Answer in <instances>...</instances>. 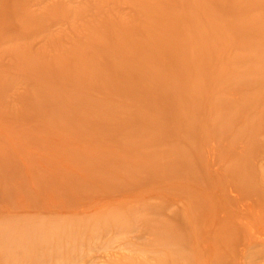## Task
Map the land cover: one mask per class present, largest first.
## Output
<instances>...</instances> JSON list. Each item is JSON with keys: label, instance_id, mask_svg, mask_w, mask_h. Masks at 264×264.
<instances>
[{"label": "rangeland", "instance_id": "obj_1", "mask_svg": "<svg viewBox=\"0 0 264 264\" xmlns=\"http://www.w3.org/2000/svg\"><path fill=\"white\" fill-rule=\"evenodd\" d=\"M89 97L112 105L98 125ZM0 233L16 246L0 264H159L170 247L264 264V0H0Z\"/></svg>", "mask_w": 264, "mask_h": 264}, {"label": "bare ground", "instance_id": "obj_2", "mask_svg": "<svg viewBox=\"0 0 264 264\" xmlns=\"http://www.w3.org/2000/svg\"><path fill=\"white\" fill-rule=\"evenodd\" d=\"M159 18V17H158ZM156 21V20H155ZM158 21V20H157ZM181 22L182 21H180V23H179V27H181L182 28V26H185L184 24H181ZM178 25V24H177ZM197 25V24H196ZM195 26V25H194ZM198 27H200V26H198ZM198 27H196L195 26V28H198ZM259 28V27H258ZM199 29V28H198ZM201 29V28H200ZM198 31V30H197ZM182 32H183V39L180 37V36H182V34L179 36L181 39H182V42L183 43H188V41L187 40H189V38H187L188 37V33L186 34V32L184 31V30H182ZM196 33V32H195ZM164 35H165V33H163ZM163 34L161 33V35L163 36ZM185 34V35H184ZM167 35V34H166ZM186 36V37H185ZM151 37V36H150ZM164 37V36H163ZM166 37V36H165ZM123 38H128V37H123ZM123 38L120 36V37H118L117 36V39H116V41H115V43H114V45L115 46H117L118 44H120L121 42H124L125 44H127V43H129V44H131V50L132 49H134V52L131 54V52L130 53H128V52H123V53H121V54H119L121 57H123V59L125 58V57H128V55L130 54V55H132V56H134V55H137L138 56V54L139 53H141V52H139V51H141V47H138V46H136V44H135V42H134V40H133V42L128 38V39H124L125 41H123ZM178 38V37H177ZM179 38V40L181 41V39ZM184 38H185V42L183 41L184 40ZM186 38H187V40H186ZM130 40V41H129ZM153 40V39H152ZM154 40H156V39H154ZM179 40H178V43H180L179 42ZM201 41V40H200ZM151 42V41H150ZM175 42H176V40H175ZM181 42V43H182ZM137 43V42H136ZM158 43V42H157ZM177 42L175 43V44H178ZM180 43V44H181ZM183 43H182V46L181 47H186V46H183ZM122 45V44H121ZM139 45V44H138ZM154 45V44H153ZM159 45V44H158ZM156 46L157 45H154L153 46V48H155L156 49ZM176 46V45H175ZM174 46V47H175ZM178 46V45H177ZM179 46V47H180ZM171 47H173V46H170L169 48H171ZM180 47V48H181ZM143 48V47H142ZM168 48V49H169ZM114 49V48H113ZM117 49H118V47H117ZM161 50H164L163 48H160ZM174 49V48H173ZM176 49V48H175ZM184 49V48H183ZM115 50V49H114ZM130 50V51H131ZM184 50H186V49H184ZM161 52V51H160ZM166 52H169L168 50L167 51H165V55H166ZM118 53H120V51H118ZM162 53V52H161ZM161 53H159V54H161ZM181 53H182V51H181ZM158 54V53H157ZM183 54H184V52H183ZM162 55V54H161ZM176 55V54H175ZM174 55V56H175ZM115 56H117V55H115ZM170 56H172V55H170ZM156 57V56H155ZM158 57V56H157ZM169 57V56H168ZM168 57H167V59H168ZM173 57V56H172ZM172 57H169V59L168 60H170L169 62H170V64L168 63V60L167 59H163L162 58V62H163V60L164 61H166V63L167 64H169V66H168V69H169V67L171 68L172 67V65H171V59H172ZM115 59V58H114ZM114 59H113V61H114ZM123 59H122V61H123ZM160 59V58H159ZM176 59V58H175ZM87 60L88 59H86L85 60V63L87 62ZM116 61V60H115ZM139 62V61H138ZM122 63V62H121ZM158 63H160V62H157V64ZM156 64V63H155ZM156 64V65H157ZM166 64V65H167ZM137 65V64H136ZM140 65H142V64H140ZM153 65H154V63H153ZM161 65V64H160ZM163 65H164V63H163ZM171 65V66H170ZM88 66H89V70H91L93 73H97V75H101V78H103V76H102V73L99 71V68H97L98 67V63H96L95 61L94 62H91L90 64H88ZM118 66V65H117ZM126 66V65H125ZM157 66H159V65H157ZM162 66V65H161ZM174 66V65H173ZM115 67V66H114ZM141 67V66H140ZM145 67V66H144ZM154 69H156V66L154 65ZM120 70L123 72L124 71V73H126V71L127 70H125L124 69V66L122 67V66H120ZM127 68V67H126ZM132 68H136L135 66H132ZM85 69V68H84ZM137 69H139V68H137ZM145 69V68H144ZM146 69H147V67H146ZM148 69H152V71H153V66L151 67V68H148ZM147 69V70H148ZM166 69V68H165ZM114 71V73H115V70H113ZM139 71V70H138ZM149 71V70H148ZM148 71H146V72H148ZM151 71V72H152ZM161 71H162V69H161ZM160 71V72H161ZM159 72V73H160ZM176 72H177V70H176ZM123 73V74H124ZM154 73V72H153ZM158 73V72H157ZM157 73H154L155 75L154 76H156V74ZM158 73V74H159ZM164 73V72H163ZM174 73V72H173ZM179 73V72H178ZM182 72H180V74H181ZM184 73V72H183ZM187 73V72H186ZM129 74V73H128ZM141 74V73H140ZM143 74V73H142ZM157 74V75H158ZM176 74V73H175ZM185 74V73H184ZM104 75V74H103ZM108 75V74H107ZM105 76V75H104ZM124 76V75H123ZM147 76V75H146ZM159 76V75H158ZM164 76V75H163ZM172 76H173V74H172ZM181 76V75H180ZM106 78V77H105ZM161 78V77H160ZM159 78V79H160ZM152 79H153V77H152ZM158 79V78H157ZM158 79V80H159ZM131 81V80H130ZM154 81V80H153ZM149 82V81H148ZM152 84V83H151ZM150 85V84H149ZM144 86V85H143ZM153 86V85H152ZM140 87H142V86H140ZM146 87V86H145ZM151 87V86H150ZM146 88H148V86L146 87ZM151 89V88H150ZM44 92H42V94H43ZM90 99H92L91 101L93 102H89L88 101V99H87V101L88 102H86V103H92V105L91 106H89V107H87L88 109H85V114H84V116H86V113H91V112H94V114H97V115H99L100 116V118H99V122H96V124L95 125H98L100 122H102L103 121V113L104 112H107L109 109L108 108H112V105L110 106L108 103H106L105 101H103V102H100V104H99V102H97V101H94V98H92V97H89ZM85 99V98H84ZM89 99V100H90ZM88 104V105H89ZM71 105H73V104H71ZM70 105V106H71ZM74 105H75V102H74ZM87 105V106H88ZM110 108V109H111ZM117 111V110H116ZM109 115V114H108ZM114 115V114H113ZM87 117V116H86ZM114 117V116H113ZM128 120H125V121H120V120H117V122H115V124L117 125H119L120 126V130L121 131H125L126 133H130L129 132V129L130 128H132V126H133V124L132 123H134L133 121H130V118H132V115H130V116H128ZM86 121H88V118L86 119ZM137 121L139 122V119L137 118ZM136 122V121H135ZM98 123V124H97ZM94 125V126H95ZM115 125V126H116ZM133 128H134V126H133ZM135 132H137V131H135ZM138 133V132H137ZM139 143V142H138ZM137 143V144H138ZM151 160V159H150ZM152 161V163H153V159L151 160ZM116 163V162H115ZM154 163H159V164H162V166L163 165H165V164H163V163H161L160 161H157V160H155V162ZM114 164V163H113ZM118 164V163H117ZM116 165V164H115ZM158 168H160V167H158ZM164 168L165 167H163V168H160V170L159 171H161V170H163V171H166V170H164ZM167 168V167H166ZM119 169H120V166H118V170L117 169H115V171L113 172L112 171V173H103V174H96V175H103L102 177H100V179H101V181H100V183L101 184H103L102 185V188L103 189H110L111 187H118V186H121L122 185V183L119 181ZM123 169H125L127 172H130L129 174H133L134 175V178H135V180L139 177L140 178V173L139 172H142V169H144L145 171H148L149 170V168L147 169V167H143V168H141V167H135V166H132V167H130V165L129 166H125ZM158 171V172H159ZM155 173V172H154ZM153 175V173L151 174V176L150 175H147V177L149 178V181L150 180H152L153 178H151V177H153L152 176ZM147 177H145V179L147 178ZM155 177V176H154ZM138 178V179H139ZM98 182H99V180H97ZM128 221V220H127ZM168 233V234H167ZM166 233V230H165V232H158L157 231V236L159 237V242H161V243H163V244H167V245H173V244H180V245H183L184 243H185V239H184V237L183 238H180L181 237V235H180V237H176L174 240H173V244L171 243V244H169L168 242L170 241V237H168L169 236V231ZM1 234V236L0 237H2L3 236V233H0ZM10 236H11V238L13 239L14 238V240L16 239H19L20 240V243H21V246L19 245L17 248H20V249H22L24 252H26V250L28 249V248H30V246H31V244H35V243H38V241L36 240V239H33V236H29V234L28 235H26L25 234V232L24 231H18V232H12L11 234H10ZM178 236V235H177ZM34 240H36V241H34ZM34 241V242H33ZM13 243V242H12ZM1 247H0V255L1 256H7V255H9L8 253H11L12 251H13V247H15L16 248V246H13L12 248H6V247H4L5 245H0ZM169 246V247H170ZM170 249H171V247L169 248V250H168V254H170V252L172 251L173 252V250L171 249V251H170ZM167 254V259L166 260H163L161 263H159V264H166L167 263V260H173L170 264H183V263H180V261L178 260V259H176L175 258V254L174 253H172V255L170 254V255H168ZM173 254H174V256H173ZM165 257V258H166ZM175 258V259H174ZM185 258V257H184ZM184 264H190V260L189 259H187V258H185L184 259ZM205 263V262H204Z\"/></svg>", "mask_w": 264, "mask_h": 264}]
</instances>
